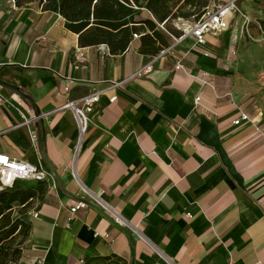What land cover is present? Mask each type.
<instances>
[{"label": "crops", "instance_id": "obj_1", "mask_svg": "<svg viewBox=\"0 0 264 264\" xmlns=\"http://www.w3.org/2000/svg\"><path fill=\"white\" fill-rule=\"evenodd\" d=\"M19 14L24 27L0 78L31 96L43 120L0 87V152L47 166L31 138L43 126L56 172L47 166L44 181L18 184L39 187L13 264H264V121L226 47L238 34L197 44L189 29L162 55L142 53L140 38L112 54L80 46L58 13L31 3ZM94 92L101 98L78 146L72 111L47 114ZM241 112L253 120L235 125ZM78 199L119 217L133 241L89 205L71 216Z\"/></svg>", "mask_w": 264, "mask_h": 264}, {"label": "trees", "instance_id": "obj_2", "mask_svg": "<svg viewBox=\"0 0 264 264\" xmlns=\"http://www.w3.org/2000/svg\"><path fill=\"white\" fill-rule=\"evenodd\" d=\"M18 7L34 3L44 11L58 13L65 26L78 34L80 46L106 44L112 54L123 53L138 34L144 54H157L168 48L174 40L161 31L159 23L167 24L171 18L197 15V21L207 13L209 0H14ZM147 9L151 16H144ZM196 21V22H197ZM179 34L180 32H176ZM182 36V34L180 35ZM39 181L37 183H40ZM0 192V228L13 235L30 226L21 219L13 220L14 204L27 207L36 196L37 188L19 187ZM3 261L0 262L2 264Z\"/></svg>", "mask_w": 264, "mask_h": 264}, {"label": "rangeland", "instance_id": "obj_3", "mask_svg": "<svg viewBox=\"0 0 264 264\" xmlns=\"http://www.w3.org/2000/svg\"><path fill=\"white\" fill-rule=\"evenodd\" d=\"M218 3L219 0H209L212 9H215ZM237 6L240 10L232 14L231 27L221 38L226 40L232 34H238L237 41L232 45L226 42L228 44L226 47H229L232 59L239 65L238 72L244 77L242 82L251 88L256 98L258 113L264 121V0H238ZM18 12L20 7L14 0H0V67L12 59L8 53L12 54L9 51L12 50L14 42L20 38L24 27L21 25V15H18ZM144 12L145 16H151L149 12ZM243 14L248 15L255 22L251 26L252 38L243 31ZM196 21L197 15L188 18L175 17L167 24L159 23L158 26L174 40L173 36L179 38L181 34L185 35ZM15 22L19 23L16 25ZM27 208L18 203L14 204L11 218L23 220L21 216L26 213ZM7 228H0V262L13 264L21 259L29 233L23 227L21 231L8 236L5 233Z\"/></svg>", "mask_w": 264, "mask_h": 264}, {"label": "built area", "instance_id": "obj_4", "mask_svg": "<svg viewBox=\"0 0 264 264\" xmlns=\"http://www.w3.org/2000/svg\"><path fill=\"white\" fill-rule=\"evenodd\" d=\"M238 0H229L228 2L221 1L218 3L215 9L208 7L207 13L200 18L195 25L191 28L189 33L194 36L197 44H204L206 41V35L211 33L213 26H218L221 32L228 30L231 27V17L232 14L240 10L237 6ZM243 25L244 32L252 38L251 26L254 24V20L248 15L243 14ZM185 35L175 38V41L178 42L183 39ZM134 38H139L138 34H134ZM173 46L160 51L159 55H162L172 49ZM177 68H182V65H177ZM153 69L152 63L147 64L146 66L140 68L137 72V75H143L151 72ZM67 90L69 88H66ZM101 92H94L83 96L78 100H69L60 108L48 113L50 115L55 111L69 109L72 111L77 128L79 131L78 136V146L81 145L84 134L86 133L89 121L90 114L94 111L95 105L100 101ZM117 98V95L110 97V101L114 102ZM201 96H197L194 100L195 105L201 104ZM6 102L5 96L0 93V107ZM252 117L247 112H241L239 117H237L233 123L235 125H240L242 122L252 121ZM32 141L36 144L39 139V135L36 129L32 130L31 134ZM48 167L46 165H35L24 160H18L12 158L4 152H0V192L13 188L17 182H39L46 179ZM88 208V204L84 200H79L70 206L71 216L75 215L78 211ZM188 216L191 217V213H188ZM118 223L120 218L114 216L113 218ZM121 224V223H120ZM80 264H86L84 259L80 260Z\"/></svg>", "mask_w": 264, "mask_h": 264}, {"label": "water", "instance_id": "obj_5", "mask_svg": "<svg viewBox=\"0 0 264 264\" xmlns=\"http://www.w3.org/2000/svg\"><path fill=\"white\" fill-rule=\"evenodd\" d=\"M0 87L4 89H9L13 91L16 95H18L22 100L28 102L31 104V106L34 109L35 116L38 117L41 121L43 120V117H41V111L39 107L37 106L36 102L33 100L31 96H29L26 92H24L19 86L12 84L10 82H7L3 79L0 78ZM38 146H39V152L41 154V157L49 167V169L52 172H56L53 164L50 162L46 150H45V144H46V133H45V128L43 126H38ZM78 200H83V199H78ZM85 201V200H84ZM87 202V201H86ZM87 204L93 208H95L100 214H102L105 218H107L109 221H111L113 224L118 226L119 228L123 229L129 236L130 240L133 241V236L131 235L130 231L123 226L122 224L118 223L115 221L112 217H110L106 212L102 211L101 209L97 208L95 205L91 204L90 202H87Z\"/></svg>", "mask_w": 264, "mask_h": 264}, {"label": "bare ground", "instance_id": "obj_6", "mask_svg": "<svg viewBox=\"0 0 264 264\" xmlns=\"http://www.w3.org/2000/svg\"><path fill=\"white\" fill-rule=\"evenodd\" d=\"M211 32L213 34H218V33H221V30L218 26H213V28L211 29Z\"/></svg>", "mask_w": 264, "mask_h": 264}]
</instances>
